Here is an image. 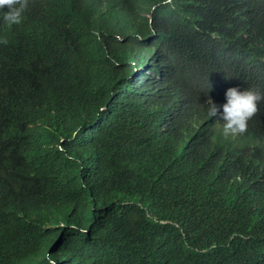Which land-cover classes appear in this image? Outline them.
<instances>
[{
	"label": "trees",
	"instance_id": "trees-1",
	"mask_svg": "<svg viewBox=\"0 0 264 264\" xmlns=\"http://www.w3.org/2000/svg\"><path fill=\"white\" fill-rule=\"evenodd\" d=\"M0 11V264H264V0Z\"/></svg>",
	"mask_w": 264,
	"mask_h": 264
},
{
	"label": "clouds",
	"instance_id": "clouds-1",
	"mask_svg": "<svg viewBox=\"0 0 264 264\" xmlns=\"http://www.w3.org/2000/svg\"><path fill=\"white\" fill-rule=\"evenodd\" d=\"M26 7L27 0H0V11L7 9L4 19L10 25L21 22ZM225 95L226 102L222 105L208 100L207 113L209 118L218 117L217 122H222L224 138H234L247 130L249 121L258 112L259 104L264 102V95L250 87L243 91L231 87ZM49 264H56V261L49 257Z\"/></svg>",
	"mask_w": 264,
	"mask_h": 264
}]
</instances>
